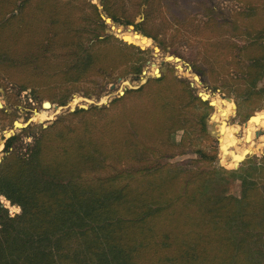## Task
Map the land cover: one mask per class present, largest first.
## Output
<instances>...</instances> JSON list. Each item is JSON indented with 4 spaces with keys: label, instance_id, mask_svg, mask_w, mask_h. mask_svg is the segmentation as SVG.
<instances>
[{
    "label": "trees",
    "instance_id": "trees-1",
    "mask_svg": "<svg viewBox=\"0 0 264 264\" xmlns=\"http://www.w3.org/2000/svg\"><path fill=\"white\" fill-rule=\"evenodd\" d=\"M197 1L104 0L103 12L160 43L173 27L186 36L190 13L217 14L199 12ZM238 1L257 13L264 6ZM210 20V29L194 27L217 63L207 72L201 67L202 80L208 83L206 73L218 78L239 108L263 109L264 26L244 21L225 29ZM105 29L87 0H0V70L24 71L23 89L42 85L53 96L141 74L148 53L115 36L100 39ZM248 37L250 65L247 43L235 41ZM202 108L211 107L166 75L128 90L109 108L77 109L42 128L27 158L11 156L20 137L9 138L0 198L21 213L11 217L0 200V264H264V159L249 158L228 172L206 165L213 153L197 148L196 159L173 162L199 137L190 113ZM166 156L167 165L156 163ZM225 180L240 182L239 197L221 195Z\"/></svg>",
    "mask_w": 264,
    "mask_h": 264
},
{
    "label": "rangeland",
    "instance_id": "rangeland-1",
    "mask_svg": "<svg viewBox=\"0 0 264 264\" xmlns=\"http://www.w3.org/2000/svg\"><path fill=\"white\" fill-rule=\"evenodd\" d=\"M87 2L96 5L103 15L106 29L105 35L99 37L100 39H103L104 36H115L119 40L124 41L125 39L123 40L122 36H120V31L123 34L132 32L137 36H140L138 35L139 33L143 37L149 39L140 29L134 26L121 25L105 15L103 12L104 0H87ZM252 4H258V0L252 1ZM193 5L199 12L207 10L208 8H214L217 14L190 13L187 15L189 23L188 29H186V36H180L177 29L173 27L168 31L166 29L161 33V36L159 35L161 44L154 42L152 39H149L152 41V45L148 47L133 44L148 53L143 55L141 74L130 75L125 79L109 81L107 84L100 87L81 86L68 93L60 92V94L56 93V95L53 96L50 92H44L46 89L43 88L44 86L42 85L38 91H34L33 88L23 89L22 84L27 82L28 75L24 71L11 72L0 70V111H2V113H0V163L5 157L4 149L6 141L9 138L15 136L20 137V140L11 148V156L17 155L27 158L34 149L35 140L40 136L42 128H47L56 121L68 117L77 109L89 110L92 107H97L99 109L109 108L113 101L123 97L128 90L139 89L150 81L162 78L166 75L169 79L176 78L184 81L191 88L193 96L200 97L211 107L210 109L202 108L198 109L196 112L194 111L196 117H202L203 120H198L195 118L194 114L193 117L190 113V119L194 121L191 128L193 131H196L199 137L196 136L193 141L194 144L190 147L188 146L183 150H179L189 154L177 156L173 159V162L196 159L197 155L195 151L197 148H204L213 153L215 158L214 161L206 165L228 172H238L241 164L249 158L253 157L263 160L264 107L256 111L250 110L247 106H241L239 108L235 101V96H229L227 88H224V91L221 90L222 88L220 86L223 82L221 83L218 78L216 79L215 76L206 73V77H209L208 83L202 80L201 67L203 71L207 72L211 67V61L214 62L213 66H217V63L213 56H211L210 48L207 49L201 44L203 40L199 38L200 32L194 27L195 25H204V29H210V18L216 22L223 23L225 29L231 28L234 23L244 25V21L261 27L264 26V6H258L259 13H257L253 11L252 8L246 6L245 3L238 0H198L194 2ZM136 21L138 24L142 23L144 19L140 16ZM184 33L183 31L182 34ZM254 35L255 33L252 34V37ZM187 38H189L188 41H186ZM248 38L237 39L235 41L240 47H243L246 45L245 43H247L250 48L249 44L252 43V39ZM215 49L217 53L223 50L220 46H217ZM253 52L254 49L252 47L248 52L247 65H250L251 58L255 56ZM175 59H179V63ZM197 64L200 65V70L198 72L196 70ZM234 76L240 77V75L235 73ZM197 78L199 79V83L196 81ZM193 83L195 86H193ZM258 87H264V80ZM204 92L207 95L210 94L209 97H211L205 100L202 97ZM62 96L65 98L64 106H61L60 99ZM228 99L231 100V105L228 104L230 108H228V112L230 114L224 116L223 111L227 108L222 105V101L226 100L229 102ZM213 101H218V104L214 105ZM45 103H50L52 108L46 110L44 107ZM218 106H220V108H218ZM45 112L51 117L50 120H45L43 118L34 120L36 114L40 116V114ZM197 121H200V125L202 126H198ZM250 122H256L259 126V135L257 137H254V132L257 129L256 126L253 125L251 127V132L253 134L252 144L248 143L246 140V126ZM231 127L233 130L236 129L235 131H238L235 137L240 140L235 148L230 145L227 147L223 146V133L227 132ZM204 135H208L211 139L207 141ZM177 136L180 140L183 136V132H179ZM245 150L249 152L247 155L238 160H234V157L242 155ZM159 156L163 155L160 153ZM168 161L166 156L161 157L156 163L167 165ZM200 167L204 168L203 166ZM149 169H151V167H149ZM123 170L126 171V169ZM100 171L99 169L93 170V172H96L94 174H100ZM98 179L97 176L93 180L97 181ZM217 190L220 191L223 196L230 195L239 197L241 192L240 182H229V180H225L223 184H218ZM0 200L9 210V213L11 210L14 211L15 216L21 213L20 208L19 212L16 213L14 207H12L9 202L5 201L3 198H0Z\"/></svg>",
    "mask_w": 264,
    "mask_h": 264
},
{
    "label": "bare ground",
    "instance_id": "bare-ground-1",
    "mask_svg": "<svg viewBox=\"0 0 264 264\" xmlns=\"http://www.w3.org/2000/svg\"><path fill=\"white\" fill-rule=\"evenodd\" d=\"M119 31V30H118ZM120 33V36H122L123 39H125L129 44L130 43H133V44H136V45H140L142 47H148L150 45H152V41H149V42H144L139 36L135 35L134 33L132 32H129L127 34H123L121 31L119 32ZM174 59V58H172ZM178 63H179V59H175ZM198 83H199V79L197 78L196 80ZM193 86H195V84L193 83ZM210 95V94H209ZM209 95L205 94H202V97L206 100V99H209ZM222 97V96H221ZM214 98V97H213ZM224 99V98H223ZM212 103V101H211ZM220 103V102H219ZM213 104L216 105L218 104V101H213ZM231 105V102H227L226 100H223L222 101V105L224 107H226L227 109L225 111H223V114L224 116H228L230 113L228 112V108H229V105ZM233 106V105H232ZM52 108V106H51ZM50 108V109H51ZM218 108H220V106H218ZM230 109V108H229ZM47 110V108H46ZM49 110V109H48ZM223 110V109H222ZM230 111V110H229ZM219 113V111H218ZM222 114V113H221ZM36 117L34 118V120H36L37 118H43L45 120H50L51 117L49 116V114L47 112L43 113V114H40V116L38 114L35 115ZM53 118V117H52ZM256 126V131L254 132V137H257L259 135V126L257 125L256 122H250L246 128H247V135H246V140L248 141V143H251L252 144V139H253V134L251 132V127L252 126ZM236 130V129H235ZM233 130V128L231 127L227 132H224L223 133V146L224 147H227V146H231L233 148L236 147V145L239 143V139H237L236 136V133H238V131H235ZM261 140V139H260ZM263 141V140H262ZM261 142V141H260ZM256 143V142H255ZM252 148V147H251ZM249 152H247V150H245L243 152L242 155H238V157H234V160H238L239 158L241 157H244L245 155H247ZM232 161V160H231Z\"/></svg>",
    "mask_w": 264,
    "mask_h": 264
},
{
    "label": "water",
    "instance_id": "water-1",
    "mask_svg": "<svg viewBox=\"0 0 264 264\" xmlns=\"http://www.w3.org/2000/svg\"><path fill=\"white\" fill-rule=\"evenodd\" d=\"M123 40H124V39H123ZM124 41L127 42L126 40H124ZM127 43H128V42H127ZM228 101L231 102L230 99H228ZM44 107L47 108V109H50V108H51V104H50V103H45ZM17 127L20 128L19 126H17Z\"/></svg>",
    "mask_w": 264,
    "mask_h": 264
},
{
    "label": "built area",
    "instance_id": "built-area-1",
    "mask_svg": "<svg viewBox=\"0 0 264 264\" xmlns=\"http://www.w3.org/2000/svg\"><path fill=\"white\" fill-rule=\"evenodd\" d=\"M14 210H15L16 213L19 212V208L14 207ZM10 215H11V217H14L15 216V213H14L13 210L10 211Z\"/></svg>",
    "mask_w": 264,
    "mask_h": 264
},
{
    "label": "crops",
    "instance_id": "crops-1",
    "mask_svg": "<svg viewBox=\"0 0 264 264\" xmlns=\"http://www.w3.org/2000/svg\"><path fill=\"white\" fill-rule=\"evenodd\" d=\"M17 208V207H16ZM19 208V207H18Z\"/></svg>",
    "mask_w": 264,
    "mask_h": 264
}]
</instances>
